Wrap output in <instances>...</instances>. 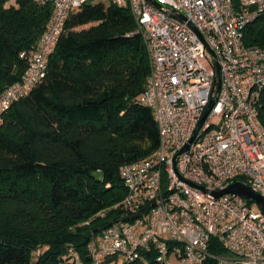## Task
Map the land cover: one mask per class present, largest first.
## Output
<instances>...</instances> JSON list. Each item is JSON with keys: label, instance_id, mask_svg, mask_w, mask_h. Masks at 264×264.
Masks as SVG:
<instances>
[{"label": "built area", "instance_id": "1", "mask_svg": "<svg viewBox=\"0 0 264 264\" xmlns=\"http://www.w3.org/2000/svg\"><path fill=\"white\" fill-rule=\"evenodd\" d=\"M35 1L50 5L53 13L37 49L21 54L28 63L21 81L0 94V124L11 106L46 77L49 56L68 18L87 3L129 7L151 63L141 103L154 114L159 147L146 159L121 167L127 189L117 206L122 217L101 233L92 232L86 260L75 249L70 260L105 264L118 257L133 262L146 251L158 264H173V259L205 264L209 258L218 264H264L262 210L254 211L250 198L215 195L241 183L264 198V126L258 111L264 48L244 44L246 28L264 18V0H155L163 9L148 0ZM207 46L218 57L219 94ZM214 238L227 255L211 254Z\"/></svg>", "mask_w": 264, "mask_h": 264}, {"label": "trees", "instance_id": "2", "mask_svg": "<svg viewBox=\"0 0 264 264\" xmlns=\"http://www.w3.org/2000/svg\"><path fill=\"white\" fill-rule=\"evenodd\" d=\"M52 13L35 0H0V94L21 81L28 69L21 54L37 49ZM244 44L264 48V18L246 28ZM150 73L129 7L87 3L70 15L46 77L0 124V264H74L72 249L86 260V233L122 217L121 167L160 143L154 114L141 103ZM258 111L264 126V90ZM210 252L227 255L215 238ZM121 264L158 263L144 251Z\"/></svg>", "mask_w": 264, "mask_h": 264}, {"label": "water", "instance_id": "3", "mask_svg": "<svg viewBox=\"0 0 264 264\" xmlns=\"http://www.w3.org/2000/svg\"><path fill=\"white\" fill-rule=\"evenodd\" d=\"M153 6H155L156 8H159V9H163V7L155 0H148ZM171 16L182 21V22H186V18L181 15V14H178L176 12H171ZM189 26L197 33L199 34V32L197 31V29L190 23ZM200 35V34H199ZM208 47V46H207ZM208 49L210 50L213 58H214V62H215V66H216V72H217V91H216V94H219L220 90H221V69H220V65H219V61H218V57L216 56L215 52L210 49L208 47ZM214 106V101L211 102V104L209 105V107L207 108L206 112H205V115L199 125V127L204 123L206 117L208 116L209 112L212 110ZM187 150V147L182 151L185 152ZM95 176L101 181L102 178H103V174L101 172H97L95 174ZM226 194H236V195H239L245 199H253L257 204L258 206L260 207V209L262 210V212L264 213V198L261 197L260 195L254 193L250 188L246 187L245 185L241 184V183H235L233 185H231L229 188L221 191V192H218V193H215V195L217 197H220L222 195H226ZM91 235H92V231H88L85 235V238L87 240H89L91 238Z\"/></svg>", "mask_w": 264, "mask_h": 264}, {"label": "rangeland", "instance_id": "4", "mask_svg": "<svg viewBox=\"0 0 264 264\" xmlns=\"http://www.w3.org/2000/svg\"><path fill=\"white\" fill-rule=\"evenodd\" d=\"M12 5H16V2L15 1H11L7 6H12ZM80 29H82V28H79V30ZM252 209L254 210V211H256V212H259L260 211V208H259V206L254 202L253 204H252ZM122 263V261L120 260L119 262H118V264H121ZM173 264H179V260H177V259H173Z\"/></svg>", "mask_w": 264, "mask_h": 264}]
</instances>
